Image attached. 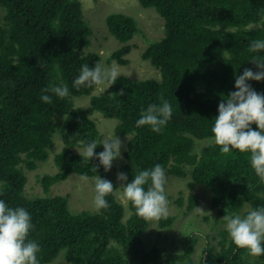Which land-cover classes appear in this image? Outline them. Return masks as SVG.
I'll use <instances>...</instances> for the list:
<instances>
[{
	"label": "trees",
	"instance_id": "16d2710c",
	"mask_svg": "<svg viewBox=\"0 0 264 264\" xmlns=\"http://www.w3.org/2000/svg\"><path fill=\"white\" fill-rule=\"evenodd\" d=\"M139 1L145 8L156 9L165 20V36L143 54L160 69L161 80L133 81L120 76L108 91L93 96L97 86L74 87L83 65L102 66L99 53H86L94 30L85 18L83 2L0 0V200L30 213L35 226L30 239L41 247L40 264H53L61 254L70 264L196 263L192 259L196 238L183 240L181 253H171L166 247L150 248V222L139 217L130 202L127 215L118 196L109 195L110 208L97 212H73L68 196H49L54 186L73 174L100 176L111 181L118 192L111 170L106 172L98 159L74 152L92 141L98 144L97 154L104 151L99 145L101 132L92 119L96 112L120 121L118 137L133 135L120 168L127 174V182L138 171L156 164L177 177H186V169L191 167L188 188H208L211 208L219 217L226 213L242 216L264 207V183L250 166V153L232 149L221 154L211 131L222 95L236 90V75L245 69L259 70L250 60L264 52L251 53L249 47L253 40H264V0ZM107 24L110 34L123 44L110 59L126 66L133 50L129 42L142 33L139 22L131 15L112 13ZM248 83L264 93V81ZM50 85L67 86L71 96L61 100L47 93L53 102H42V89ZM121 89L123 96L118 95ZM81 96H92L88 108L76 107L75 98ZM161 97L173 108L163 132L137 127L141 111L150 104L159 105ZM58 116H65L64 148L54 157L58 171L40 180L46 196L32 197L27 192L28 173L50 159ZM252 127L259 130L255 124ZM207 140L212 142L198 151V141ZM177 203L182 206L184 198ZM198 203V196L191 194L188 211ZM175 220L174 216L162 219L160 227H171ZM252 258L232 239H225L221 249L207 246L197 263L264 264V254Z\"/></svg>",
	"mask_w": 264,
	"mask_h": 264
},
{
	"label": "clouds",
	"instance_id": "9594fccd",
	"mask_svg": "<svg viewBox=\"0 0 264 264\" xmlns=\"http://www.w3.org/2000/svg\"><path fill=\"white\" fill-rule=\"evenodd\" d=\"M249 52H264V40H253ZM250 61L259 70L245 69L242 75H236V90L222 95L218 106L219 115L213 119L214 126L211 131L216 145L220 146L221 154H229L232 149L239 150L240 153H250V166L260 182L264 183V93H258L248 83L264 81V56L253 55ZM118 77L120 73L115 64L110 68L102 67L100 63L92 67L85 64L74 80V87L91 88L107 84L110 88L117 82ZM42 92L45 94L41 95L40 99L46 104L53 102L47 93H52L61 100L71 96L67 86L50 85L42 89ZM118 95H125L124 90L121 89ZM172 115V105L161 97L159 105L150 104L146 110L141 111L136 126H148L153 132L161 134ZM253 124L259 130H254ZM101 144L104 151L97 154L95 149L98 144L92 141L86 145L84 154L89 159H98L100 165L108 172L113 166V161L122 158V141L119 137H107L99 145ZM93 170H97V167L93 166ZM81 179L87 180L88 177L83 176ZM117 179L125 182L121 187L123 195L120 198L130 202L136 214L145 222L168 219L170 201L167 199L165 187L168 177L162 165L156 164L151 169L138 171L131 182H127L128 177L124 172L117 173ZM116 189L111 181L100 176L96 178L94 205L97 211L110 208L107 197L118 196ZM222 219L226 222L230 238L238 248L247 250L253 257L264 254V207L251 210L243 217L226 213ZM34 228L32 217L25 208H13L0 200V264H40L38 254L41 247L38 242L30 239Z\"/></svg>",
	"mask_w": 264,
	"mask_h": 264
},
{
	"label": "rangeland",
	"instance_id": "374dc122",
	"mask_svg": "<svg viewBox=\"0 0 264 264\" xmlns=\"http://www.w3.org/2000/svg\"><path fill=\"white\" fill-rule=\"evenodd\" d=\"M83 2L84 15L94 30L92 45L86 50V53L97 52L102 57V67L110 68L113 64L117 65L120 76H125L133 81L156 79L161 80V71L143 58L145 50L154 42L159 41L165 36V20L159 15L154 8H145L139 0H81ZM112 13H125L134 17L142 29V33L138 34L129 42L133 46L132 52L129 54V64L126 66L119 65L116 61H111L112 53L118 51L123 44L114 38L108 28L107 17ZM110 88L104 84L97 88L93 93L99 95L105 93ZM92 96H81L75 98L76 107L88 108L91 105ZM92 119L97 123L102 136V142L107 137L116 138V127L120 124L118 119H108L102 113L96 112ZM58 128L54 134V150L51 151L50 159L41 163L39 169L30 172L27 192L32 197H44V188L41 184V178L45 174H55L58 169L54 162L56 153L64 148L62 138V126L65 116L57 117ZM133 135H125L119 137L122 141L121 156L113 162L110 171L111 180L118 186V199L126 206L127 215L129 212V203L121 199L123 195V184L125 182L118 181L117 173L125 164V153ZM59 141V142H58ZM61 142V143H60ZM212 141H198L197 150L210 144ZM60 143V144H59ZM75 153H85V148H75ZM188 175L186 177H177L166 172L168 182L166 184L167 199L170 201L169 216L176 217L171 227L161 228V220L158 222H150L147 233L148 246L166 247L171 253H181L179 249L183 245V240L189 237L197 239L192 259L195 264L200 262L201 255L207 246H214L221 249L222 242L225 239H231L226 230V222L219 217L217 211L212 210V194L211 191L198 185L193 191L188 188L191 181V167H187ZM96 178L81 179V176L73 174L66 181L54 186L49 196L63 195L69 197V207L73 212L90 211L97 212L94 205ZM183 193L182 195H180ZM191 194L198 196V206L193 211H188L189 197ZM184 198V204L180 206L177 200ZM202 210H200V209ZM244 213L241 217L245 216ZM253 257V256H252ZM255 258V257H253ZM252 258V261L254 260ZM53 264H70L65 261L63 254L55 260ZM179 264H188L187 261L179 262Z\"/></svg>",
	"mask_w": 264,
	"mask_h": 264
},
{
	"label": "bare ground",
	"instance_id": "6f19581e",
	"mask_svg": "<svg viewBox=\"0 0 264 264\" xmlns=\"http://www.w3.org/2000/svg\"><path fill=\"white\" fill-rule=\"evenodd\" d=\"M58 142H59V141H58ZM60 143H61V142H60ZM60 143H59V144H60ZM55 144H57V143H55ZM31 159H32V158H31ZM30 164H31V163H30ZM27 166H28V165H27ZM36 166H37V165H36ZM40 167H41V166H40ZM38 169H39V168H38ZM36 170H37V169H36ZM30 172H31V171H30Z\"/></svg>",
	"mask_w": 264,
	"mask_h": 264
}]
</instances>
